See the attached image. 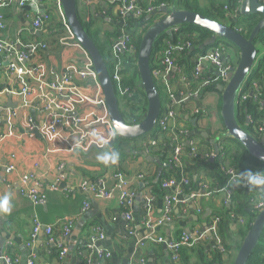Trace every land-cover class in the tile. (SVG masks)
Returning a JSON list of instances; mask_svg holds the SVG:
<instances>
[{"label": "crops", "instance_id": "obj_1", "mask_svg": "<svg viewBox=\"0 0 264 264\" xmlns=\"http://www.w3.org/2000/svg\"><path fill=\"white\" fill-rule=\"evenodd\" d=\"M116 1L77 0L78 11L82 18L96 22L95 29L99 30L100 38L105 42L111 43V38H108L106 33L113 32L123 25V18L117 14V6H112ZM171 1L175 2V0ZM200 1L202 4L206 3V0ZM169 8L171 9L172 5ZM104 10L105 14H103ZM43 11H50L52 20L44 29L36 30L32 22ZM0 12L5 16L7 24L5 31H1L2 37L19 47L47 44L46 49L33 52L19 68L20 73L23 68L38 69V77L35 80L22 74L29 83L27 85L34 87L31 93L20 96L18 94L20 86L7 68L0 71V114L10 116L9 120L3 118L0 125V204L3 198L8 196V206L11 209L10 212L0 210V244L3 240L0 253L4 255V258L0 259V264H10L7 261V257L10 256L18 257L22 263H25L32 253L36 264H85L90 245H94L96 250L110 254L108 264L134 262L136 264H207L210 261L208 251L218 246L214 232L211 230L212 216L223 214L226 217L227 210L231 209L228 214L236 227L242 217V213L240 211L237 213L235 210L237 205H251L259 201L264 193L263 187L233 188L229 203L225 201L226 194L220 191L210 198H202L194 203L178 204L173 208L169 221L156 226L153 230L148 228L147 221L157 222L166 212L164 195L151 192L149 180L152 178V182H155L158 166L167 162L162 159V155L154 154L152 156L160 157V164L148 160L146 154H143L142 147L132 150L129 146L130 149L118 151V155L111 148L99 149L93 148V145L87 149L75 148L71 151L70 143L65 138L48 140L28 131L30 122L28 120H31L36 127L43 124L44 113L39 111L38 106L51 96L48 91L40 88L39 80H60L69 74L78 84L87 85L77 78V72L83 64V55L77 48L62 46L58 37L46 29L58 20L55 0H40L38 3H28L25 6H20L19 0H9L6 6L0 7ZM241 15L243 16L239 8L234 18L230 15L228 20ZM225 54L235 65L238 63L240 57L238 48L230 46L226 48ZM186 74L190 82L194 75L193 73L189 75L187 72ZM165 80L168 85L169 100L165 103L163 111L171 107L177 115L186 114L185 119L194 120L192 116L187 115V112L185 113V107L199 106L205 110L203 119L196 124L191 122L194 128L192 131L195 132L194 134L198 131L207 132L209 136L201 135L198 141L203 146L202 138L205 139L215 151V143L219 145L223 141L222 135L226 131L221 117L222 92L219 89L221 84L218 83L215 91L204 90L200 98H191L181 103L179 100L182 96L187 94L190 88L195 87L191 85L188 88L178 70L174 69ZM7 90L14 93L9 94ZM88 94L94 96V88ZM171 94L174 98H171ZM10 104L24 105V107L17 110L18 107L11 108ZM85 104L78 108L79 114L83 117L93 109L90 102ZM94 107L101 112L97 106ZM13 112L16 114L12 115ZM184 124L178 123L177 127L167 134L172 139L173 145L174 136L186 130ZM188 127L190 128L189 125ZM188 142L189 138L184 136V144ZM227 144L231 149L238 147L237 142L232 140H227ZM137 145L141 146V144ZM113 157H115L114 161ZM225 158L226 155L224 157L218 154L214 158L204 157L201 162L194 164L187 155H184L183 166L184 164L188 166L186 172L193 180L200 176L212 188L218 189L222 186L218 160L222 162ZM62 164L64 168H60ZM9 165L13 168H9ZM169 169L170 167H165L163 174L171 175ZM119 171L125 173L129 187L136 192L130 208L133 214V228L131 222L123 216L127 208L122 206L120 190H116L112 198L105 199L85 191L82 186L85 181L103 178L110 187L117 181L115 175ZM32 172L35 174V179L28 180L25 188L30 189L39 181L42 184V191L47 194L45 204L35 205L27 193L22 194L19 191L21 180ZM139 173L147 175L140 179ZM51 184H56L59 188L52 189ZM185 191L192 192L187 190V187ZM86 203L88 207L85 206ZM198 208L202 212H199ZM208 209L211 212L209 216L206 215ZM36 215L43 225L34 235L33 218ZM66 220H71L73 227L71 233L65 237L63 225L68 222ZM48 225L53 226L51 234L46 232L45 226ZM196 231L203 233L205 237L194 238L193 244L183 247L182 262L173 261L165 244L184 233L194 235ZM101 233L104 234V239L93 243L92 238L99 237ZM158 238L163 240L160 241ZM205 247L206 250L203 249ZM100 263L101 261H98V264Z\"/></svg>", "mask_w": 264, "mask_h": 264}, {"label": "built area", "instance_id": "obj_2", "mask_svg": "<svg viewBox=\"0 0 264 264\" xmlns=\"http://www.w3.org/2000/svg\"><path fill=\"white\" fill-rule=\"evenodd\" d=\"M40 0H19L20 6H25L28 3H38ZM242 1V0H241ZM264 1V0H263ZM9 0H0V7L6 6ZM121 4L117 6V14L123 18V25L119 27L120 34L114 41L113 52L116 55H120L125 52H136V48L131 39L129 32L124 29V24L126 23L127 17L134 15L136 17H142L149 15L157 10L154 6H142L137 0H120ZM165 6L162 4L160 7ZM55 13L57 16V22L49 25L46 29L48 31L52 30L50 28L57 27L60 25L61 29L57 34L54 29V34L58 37L59 42L64 47H73L77 48L81 51L83 55V64L81 68L78 70V79L82 80L80 82H86L87 85L83 86L77 83V80H74L73 76L66 74L60 80H39L42 88L45 91L49 92L50 97H47L43 104L38 106V109L41 113H44V122L41 126H37L30 121L28 126V131L34 133L35 130H38L42 137L48 140H58L65 138L70 143V150L72 151L75 148H83L87 149L91 145H96L99 148L103 147L107 144L115 134V129L110 121V117L108 114V109L106 106V102L104 99L103 89L99 82L97 71L94 67V62L92 57L85 49V47L77 41L75 34L72 28L69 25L67 20L62 1L55 0ZM106 11H103L105 14ZM52 20V13L50 11H43L36 16L33 20L32 25L36 30H42L47 26ZM182 26V25H181ZM7 28L5 16L0 12V71L4 68H7L9 74L12 78L19 84V95L25 96L31 93L34 90V87H30L27 84V80L24 78L22 74L30 77L32 80H35L38 77V69L37 68H23L21 69V73L19 72L20 65L25 63L28 58L32 55L33 52L38 49H46L47 44L41 43L39 45H23L19 47L16 43L9 41L1 36V31H5ZM180 26H176L170 30L168 34L162 39L161 48L158 53V57L155 59V68L151 69L154 77L166 79L167 75L171 72V70L176 69L181 75L182 81L186 84L188 88H190L191 83L188 81L187 74L185 72V67H179L177 64L176 56L174 54L175 50H183L187 46H191L190 41L186 40H175V35L178 33ZM226 46L222 43L214 45L210 47L205 53L196 55L194 57L195 67L193 69L194 78L202 81L201 86L198 89H189L187 94L182 96L179 102L185 103L191 98H200L202 94V90L209 86L212 83L219 82L220 84H227L228 75L235 65L232 63V60L229 56L225 54ZM122 75L120 72V67L115 70L113 75V81L117 83L118 91L121 94H125L128 92V88H124L122 83ZM94 88V96H90L88 94L89 91ZM8 93H14V91L7 90ZM251 94H254V99L258 102L260 109L264 108V94L261 93L260 89L256 85V83H252L250 87ZM241 94V93H240ZM171 98H174V95H170ZM246 94H242V99H247ZM239 100V99H238ZM85 102H90L93 109L90 110L87 115L84 117L81 116L78 112V108L85 106ZM94 106H97L101 112L96 110ZM18 107V108H17ZM24 107V105H16L15 109H20ZM8 108V107H7ZM190 111L187 112V115L193 116L195 114H199L200 112L206 113L201 107H189ZM11 109V108H9ZM2 110V108H1ZM1 112V111H0ZM16 112H13L12 115H15ZM5 119H10V116L7 114H0V125L1 122ZM177 112L173 108H168L166 111H162L159 120L158 126L164 131H171L173 128L177 127ZM248 119H252V115H248ZM260 123L258 127V132L261 134L264 133V118L258 121ZM180 135H175L173 138L174 147L172 153L170 155L169 162L171 164H175L179 169L180 173L178 176H168L162 180L161 187L165 191L164 194V202L166 206V212L164 216L159 219L157 222L147 221L146 226L150 229H154L158 225H162L164 222L169 221L171 219V215L173 212V208L178 204H187L188 202H196L202 198H210L214 196V191L209 188L208 184H202L200 189L193 190L188 193L185 191L186 187L191 184V178L187 174L186 170H184L183 161H182V153H183V142L184 136L188 133L185 130L180 131ZM1 138V136H0ZM151 144H155V141H151ZM193 152L196 151V148L193 147L191 149ZM225 150H223L222 146H219V152H214L212 156L220 155L225 157ZM1 164V161H0ZM9 168H13L12 165H9ZM60 168H64V164L60 166ZM228 174V182L226 187L224 188L226 191V203L230 202L232 197V186L231 182L239 179L240 174L243 171H237L234 168L228 167L226 169ZM262 172V171H255ZM145 177L144 173H139L138 178L143 179ZM115 178L117 181L110 187L106 184V180L103 178L85 181L83 189L89 193L95 194L105 199L112 198L116 190H120V195L122 198V206L127 208L124 211L123 216L129 220L132 224L133 214L131 211V206L134 202V198L136 192L134 189L129 187V181L125 176V173L119 171L116 173ZM35 179V174L32 172L27 175L26 178L21 180V186L19 191L24 194L27 193L30 199L33 201L35 205L45 204L47 202V194L42 191V184L37 181L32 188H25V184H27L28 180ZM264 189V186H262ZM50 188L57 189L59 188L56 184H51ZM152 192V190H151ZM88 207V204L85 205ZM85 207V208H86ZM254 208L259 212L264 208V200L254 204ZM199 212H202L200 208H198ZM63 225L64 236H68L71 231L73 224L71 220H66ZM211 230L214 232L215 240L218 244V248L225 252V247L221 244L217 228L220 222V217L212 216L211 218ZM243 220H240L242 223ZM34 223V235L40 230L43 223L36 215L33 218ZM46 227V232L48 234L52 233L53 226L48 225ZM133 228V224H132ZM154 233V232H153ZM152 233V236H153ZM205 235L200 232H195L194 235L190 233H184L179 238L173 239L169 241L166 246L170 251L172 260L178 262L180 259V250L187 246L191 245L194 242V238L203 239ZM104 239V234H100L99 237L92 238L93 243L96 240ZM158 240L162 241L163 238H158ZM89 255L86 258L85 264H98V261L110 258L109 253H104L101 250H96L94 245H90L88 248ZM65 253V251H64ZM34 254H30L25 263L16 257L11 258L7 257V261L11 264H36L34 260Z\"/></svg>", "mask_w": 264, "mask_h": 264}, {"label": "trees", "instance_id": "obj_3", "mask_svg": "<svg viewBox=\"0 0 264 264\" xmlns=\"http://www.w3.org/2000/svg\"><path fill=\"white\" fill-rule=\"evenodd\" d=\"M137 2L142 6H148V5L154 6L155 8H157V10L160 8L162 4H165V6L168 7L172 5L171 0H137ZM120 4H121L120 0H117L112 4V6H118ZM175 5L178 9L196 11L221 23L231 24L233 28H235L245 37H249L252 29L261 18L260 14H253L249 16L241 15L240 17L237 16V18L233 20H228V16L230 17L231 15L232 18H234V16L236 15L237 10H239L240 8L241 0H206L205 4H202L200 0H175ZM227 13H229V15ZM164 15H165L164 12L157 11L142 17H136L134 15L127 17L125 21L126 23L124 24V29L127 32H129L131 39H133L136 52H125L120 55H116L113 52V45L115 39L121 33L119 28H116L113 32L106 33L108 38H111V43L102 41L100 38L99 30L95 29L96 22L89 19L84 20L80 12L78 11L79 19L82 22L88 34L95 41L96 45L100 49L112 79L115 70H117V68L120 67V72L122 75L121 83L123 87L128 88L129 91L126 92L125 94H121V92L118 91L117 83L115 81H114V85L116 89V94L119 99L120 110L123 114L125 121L129 124L139 123L144 117L147 107V98L143 88L140 85L141 82H140L139 71L137 66V51L139 48V44L142 36L147 31V29L157 20L162 18ZM50 29L52 30V34H54L53 32L54 29L57 30L56 31L57 34L61 33L59 32V30L61 29L60 25H57V27H53ZM165 36H166L165 34L161 35L154 44L152 57H151V69H154L156 66L155 59L156 57H158V53L161 48L162 39ZM210 37H211L210 31L192 24H184L180 26L178 33L175 35V40H174L175 42L176 40H186L191 42V46H187L183 50H175L174 52L178 66L179 67L184 66L185 71L189 75L193 73V69L195 67V63L193 60L194 57L196 55L205 53L209 49L205 47V42ZM220 40L224 41L225 44L224 43L223 44L226 46V48L230 46L235 47L232 43H230L225 39H220ZM254 43L259 51V57L256 65L253 67L249 76L247 77L246 81L242 86L241 94L239 96V100L236 105V117L240 125L246 131L250 132L252 135H255L257 138H260L262 134L258 132V127L260 125L258 121L264 118V108L260 109L258 102L254 99L255 98L254 94H251L250 87L252 83L255 82L258 88L260 89L261 93L264 94V28L256 36ZM217 44L219 43H215L212 46ZM232 63L235 65L234 62ZM154 79L164 106L165 103H167V101L169 100L168 85L166 84V80H164L163 78L157 79L156 77H154ZM190 83L192 87L198 89L201 86L202 81L193 78L190 81ZM218 83L219 82L212 83L206 88H204L202 90V94L204 93V90L215 91ZM242 94L248 95L247 99L243 100ZM186 104H184V106H186ZM189 107L190 106L185 107V113L190 111ZM205 114L206 113L204 112H200L199 114H195L192 117L199 121L200 119L204 118ZM185 115L180 116V114H178V118H177V124L186 123V125L184 124L186 128L185 131L188 132L186 134V137L189 138V142L187 144H184L183 142L182 161L184 162L183 159L184 155L185 156L187 155L190 161L196 164L201 162V160L204 157L207 159L208 157L212 156L215 151L214 148L209 143H207L206 140L203 138H202L203 140V146H202V143L198 141V138H201L200 133L198 132H196L197 134L191 133L192 130L194 129L193 125L191 124L192 119H188V118L185 119L186 118ZM248 115H252V119H248ZM183 118L184 121H182ZM188 125L190 126V128L188 127ZM169 132L170 131H164L159 126H157V128H155L152 132L138 139L129 140L124 138H118L115 142V149L121 152V150L123 149L126 150V148H129V146H131L132 150H134L135 148L141 149L142 147V149L146 151L148 154L162 155V159L167 163H170L169 162L170 155L172 153L174 145L172 144V139L167 135L169 134ZM222 140L223 141L219 143V146L220 147L222 146L223 150L226 151L225 160L223 159L222 162L218 160V169L221 174L220 179L222 182V186L218 189L212 188L208 184V182L205 179L202 180L200 176L196 180H193V178L190 177L191 184L187 187V190L193 191L200 189L201 185L206 183L209 185V188L214 191V195L220 191L225 193L226 191H224L225 190L224 188L226 187L229 178L226 172V169L228 167L243 172L245 170H252L253 172L255 171L264 172V163L246 154L245 148L241 144H239L236 140L232 138H228V141L232 140L234 142H237L238 147H236L235 149L230 148V146L227 144L226 138ZM151 141H155V144L154 145L151 144ZM137 144H141V146H138ZM193 147L196 148L195 152L191 150ZM171 165L172 167H170L169 169L171 175L168 176H178L180 173V169L175 164H171ZM187 167L188 166L184 164V170H187ZM144 174L146 177L147 174L146 173ZM168 176L163 174L162 177L157 182H152V178L151 179L149 178L150 179L149 184L152 192L156 194L164 195V190L162 189L161 184H162V180ZM146 179H148V176ZM200 180L202 181L200 182ZM261 199L264 200V193L260 198V200ZM255 203L256 202H253L251 205L245 204V206L237 205L235 210L237 213L239 211L242 213L241 219L243 220V222L239 223L236 227H234V222L232 221L231 217L228 214V212L229 213L231 212V209L230 211L227 210L226 217L223 216V214L213 215L220 217L217 233L220 242L225 247L226 251L222 252L218 247L209 250L208 252L210 256L208 255L206 256L210 257V261L207 262V264H232L245 235L247 234L252 222L254 221L258 213V211L254 208ZM203 249L206 250V247ZM183 251L184 248L180 250V259L178 262L180 261L182 262ZM108 261L109 259L101 260L100 264H108ZM133 264L136 263L134 262ZM247 264H264V232L260 238L259 243L257 244L252 255L250 256Z\"/></svg>", "mask_w": 264, "mask_h": 264}, {"label": "water", "instance_id": "obj_4", "mask_svg": "<svg viewBox=\"0 0 264 264\" xmlns=\"http://www.w3.org/2000/svg\"><path fill=\"white\" fill-rule=\"evenodd\" d=\"M62 5L77 41H79L88 51L94 62L99 82L103 89L104 99L108 109L110 121L115 129L112 139L99 148L93 145V148H111L116 155L118 151L115 149V142L118 138L134 140L141 138L152 132L158 126L159 117L164 109L160 94L158 92L154 76L151 70V57L156 40L163 34H168L170 30L176 26L184 24H192L204 28L211 32V37L205 42V47L210 48L215 43H224L225 39L232 43L240 52L238 63L232 67L227 84L219 85L222 92V108L221 117L223 119L225 133L222 135L224 139L232 138L241 144L249 156L264 163V133L260 138L246 131L238 122L236 117V105L241 93L242 86L249 76L251 70L256 65L259 57V51L254 43L256 36L264 28V1L263 0H242L240 12L243 16L260 14L261 18L252 29L249 37H245L239 31L231 26V24L221 23L204 14L196 11L178 9L175 2H172V8L162 6L155 12H164L165 15L152 24L141 38L137 51V66L141 87L143 88L146 98L147 107L145 115L139 123L129 124L125 121L120 110L119 99L116 94L114 81L109 73L107 64L101 54L100 49L95 41L88 34L78 16L77 0H61ZM225 44V43H224ZM176 70V69H174ZM16 104H10L9 107L14 108ZM197 119L192 120L194 124ZM38 136L42 135L38 130L34 131ZM195 132L192 131V134ZM201 135L208 137L207 132H199ZM214 142L213 140H211ZM215 151L219 152V145L215 143ZM148 160L156 161L160 164V157H154L146 151ZM217 155L213 156L216 157ZM165 167H172L170 163H164L158 166L156 180L157 182L163 175ZM211 214L208 209L206 215ZM264 232V208L261 209L254 221L252 222L247 234L245 235L232 264H247L250 256L260 241ZM141 240V239H140ZM3 245V240L0 246ZM166 246V244H165ZM4 255L0 253V259Z\"/></svg>", "mask_w": 264, "mask_h": 264}, {"label": "clouds", "instance_id": "obj_5", "mask_svg": "<svg viewBox=\"0 0 264 264\" xmlns=\"http://www.w3.org/2000/svg\"><path fill=\"white\" fill-rule=\"evenodd\" d=\"M115 157H113V161ZM233 188H238L241 186H246L249 189H254L257 187L264 186V172H253L252 170H245L240 174L239 179L231 182ZM9 197L5 196L3 198L2 204H0V210L4 212H10L11 209L8 206Z\"/></svg>", "mask_w": 264, "mask_h": 264}]
</instances>
